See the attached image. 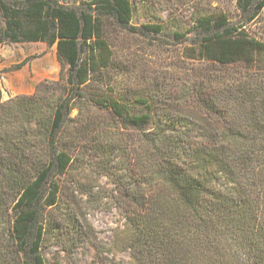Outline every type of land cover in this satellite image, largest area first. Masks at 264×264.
<instances>
[{
	"label": "trees",
	"instance_id": "1",
	"mask_svg": "<svg viewBox=\"0 0 264 264\" xmlns=\"http://www.w3.org/2000/svg\"><path fill=\"white\" fill-rule=\"evenodd\" d=\"M232 1L233 10L198 8L184 31L195 37L188 55L218 66L215 76L187 79L178 92L156 85L92 97L87 88L115 65L106 21L145 36L162 35L164 24L132 26L137 0H0V44L56 46L68 68L57 91L42 83L0 101V264H47L51 234L71 255L83 237L92 264H264V34L253 31L264 0ZM183 29L171 35L188 41ZM78 102L87 113L71 118ZM101 111L113 130L93 115ZM81 167L115 186L124 224L110 244L76 207L100 186L74 177L64 192Z\"/></svg>",
	"mask_w": 264,
	"mask_h": 264
},
{
	"label": "rangeland",
	"instance_id": "2",
	"mask_svg": "<svg viewBox=\"0 0 264 264\" xmlns=\"http://www.w3.org/2000/svg\"><path fill=\"white\" fill-rule=\"evenodd\" d=\"M93 0H60L66 6H86ZM136 1V0H135ZM135 15L131 25L142 28L147 24H164L165 33L162 35H139L124 29L113 21H106L105 38L110 45L114 57V69L109 73L108 79L103 83H93L87 88L90 96H107L116 91H132L143 94L159 88L168 91H181L186 80L201 82L204 75L215 76L220 70L218 66L194 60L187 53L192 46L193 34H185L192 28L193 12L202 6L209 9L221 6L225 11L233 10L232 0H149L148 5H142L143 0H137ZM160 18L163 19L160 20ZM183 27L186 39L174 38L171 34L178 27ZM256 34H264V13L253 26ZM190 32V31H189ZM234 68L223 69L227 74H233ZM240 70V69H239ZM108 74V73H107ZM106 74V75H107ZM68 77V68H63L57 57L56 46L48 47L45 43H1L0 44V101L6 102L20 96H32L38 85L45 83L57 91L64 85ZM60 86H57V83ZM59 92V91H58ZM76 108L70 115L75 118L79 108L85 106L75 103ZM94 112V109H91ZM100 118L106 130H113V118L110 112L93 114ZM73 125V124H72ZM132 135L125 133V137ZM88 154V151H87ZM99 153H92L97 160ZM82 167L74 169L70 178L63 180L65 194L73 191L71 178L82 177L83 183L91 190L93 186H100L94 190L88 200V195H81L76 201V207L88 224L92 226L98 237L110 244L114 236L123 228L124 217L113 201L115 186L106 178H99L91 170L82 173ZM81 172V173H80ZM82 174V175H81ZM56 215H59L57 212ZM56 239L53 234L43 245L42 253L47 264H92L95 252L91 244L79 239L80 246L74 255L70 247ZM118 260H129L126 253L116 252Z\"/></svg>",
	"mask_w": 264,
	"mask_h": 264
}]
</instances>
